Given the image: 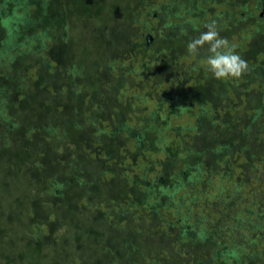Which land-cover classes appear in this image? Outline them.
I'll return each mask as SVG.
<instances>
[{
  "label": "rangeland",
  "instance_id": "1",
  "mask_svg": "<svg viewBox=\"0 0 264 264\" xmlns=\"http://www.w3.org/2000/svg\"><path fill=\"white\" fill-rule=\"evenodd\" d=\"M168 1L12 0V3H9V10H7L6 2L4 5L2 4V9L11 15L9 21L12 22L5 24V28L3 27L2 30H8L12 26L18 25L19 30L21 26L22 30L27 33L36 34L44 31V36L41 39L43 49L40 51L39 58L42 59L41 65L43 62H48V68L44 69L42 65L41 71L38 70L34 60L29 55L26 56L27 60L24 61L25 68H22V65L21 70L19 69V75L15 74L14 70L18 68V63L22 59V55L18 56L17 54L25 51L22 50V46V52H19V46L8 50L7 54L13 55V52H15L13 58L8 59V56L4 59L0 58V87H7L8 90L14 92V95L5 99L4 96L7 93L4 94L3 91H0V264H155V262L175 264L177 261L176 264H196L197 260L201 261L202 264H212L213 253L210 252L209 240L207 243L199 240L194 244L185 242L183 246L188 248L189 253H186L187 249L182 250L179 247L182 251V258L177 256V248L174 244H171L173 238L167 236L161 239V232L159 234L149 232L150 220L143 221L138 217H133L130 221H123L122 214L129 209L127 198L132 197L130 194L132 191L130 188L121 190V187L124 186L123 183L115 181L116 179L111 171L118 168V162L116 163L115 160L111 170L105 169L101 179L93 175L96 172L93 171L92 167L97 162L94 153L98 154L99 161L100 158H102V162L107 160L104 157L102 148L99 149L97 146V140L83 134L79 136L78 141L73 143L72 136H76L77 133L72 130L71 124L72 119H75V113L72 112V98L68 89L71 87L67 75L70 66L65 67L62 64L63 62L57 59L62 57L66 49L65 40L68 38L70 47L67 56L72 60V64L79 63V67L85 56L86 59L93 56L95 63H91L89 59L86 61L88 64L96 65L97 68L101 64V70L95 73V77L93 75L86 76V73H83V78L91 79L92 84H88L86 93L76 92L78 94L75 95L76 102L74 103L81 118L78 116V121H83L85 118L87 119L86 122L90 124L92 119H97L102 122L104 130L108 131L105 128H113L112 125L117 121L113 112H115L114 105L119 104V100L117 96L107 97V90L115 89V80L111 71H107L106 66L104 67L102 59L96 58L97 55L101 54L99 49L102 46L100 47V45L106 36L103 34L104 30L100 29L103 18L110 17L105 22L106 31L111 33L110 35L118 36L108 39L107 43L112 44V40L113 43H116L114 42L116 38L122 40L127 33H133L137 29V25L141 23V19L136 18L134 21L136 27L130 24L133 22H130L133 12L145 13L151 11V9L158 10L161 4L167 5ZM190 2L191 11L197 12L198 6ZM214 3L216 4L214 5ZM236 3L239 5L241 1L236 0ZM247 3L249 6L252 5L250 10H253L254 0L250 4ZM204 7V18L207 21L209 15L212 14L207 10L208 7H214V14L216 15L225 10L228 4L217 3L216 0L213 4H204ZM201 10H203V7ZM11 12L14 13L11 14ZM178 12L185 11L182 7L181 11ZM60 14L63 15L61 18L59 17ZM21 17L22 25L19 22ZM245 21L246 23L237 26L236 43H239L238 37L244 35L241 33L242 31H246V34H248L251 29H254L253 17ZM155 23L152 22L151 24L155 26ZM117 26H120V28L117 29ZM43 27L47 28L48 31H45ZM239 28L241 32H238ZM11 32L14 35L16 33L14 29H11ZM66 33L68 34L67 37L65 36ZM190 33L191 30L187 32L188 35ZM219 33L223 37L226 32L220 30ZM257 35L250 36L249 42L252 41L250 45L253 46L252 56L248 54L251 52L247 53V51L242 55V58L249 65V71L239 79L223 80L214 78L208 70L203 69L204 61L206 65L208 60L207 46H205V49H201L199 54H192L197 59L199 58L193 61L190 57H180L183 53L182 48L184 49V46L187 48L186 42H176L173 38L172 42H174L170 51L176 55L175 69L181 74L183 71L186 72L187 69L189 72L184 74L183 77L179 74L178 79L182 81L183 88L191 86L196 81L190 80L192 78L190 77L188 81L183 82L184 78L190 74L194 77L200 76L201 72L203 77L201 83L205 86L209 85L208 79L211 78L215 80L212 84L214 88L228 87L226 98L222 96L216 107L211 104V110L208 111L209 115L218 114L221 118L223 116L228 118L231 115L235 119L238 114L242 117L251 116L261 104H263L264 110V35ZM185 37L188 36L185 35ZM2 39L3 33L0 36V44ZM192 39L193 37L189 38L187 42L189 43ZM17 42L19 43V41ZM164 43V37L158 38L155 43L156 46L152 47L150 51L156 52L157 46H163ZM116 46L118 45L116 44ZM163 48L164 51H162V48L157 51L158 58L162 60L165 59L166 53L165 47ZM59 49H62L61 54ZM115 49L117 48L115 47ZM116 54L118 55V50L112 51L109 54L110 60H115L116 64H120L122 69L127 70L126 67L121 66L125 65V61L121 59L122 55L117 56ZM136 54L139 57L143 54L149 62L151 58L154 59L151 54L147 53V55L141 50H138ZM33 58L37 59L38 57ZM127 59L129 58L127 57ZM131 59L134 60L135 57L132 56ZM111 62L114 65V61ZM52 71H57L58 75L54 74L53 76ZM76 71H78L77 68ZM96 71L97 69L94 70V72ZM121 71L122 74L126 73V71ZM10 78H13V82L10 81ZM138 80L141 81L140 78ZM79 81L83 82L78 79L76 80L77 84H81ZM19 85H22L20 89L18 88ZM13 87H16V89L14 90ZM41 88H44L45 91L42 96H39L40 100H35L39 95L36 93ZM74 88L77 91L82 90L80 85ZM152 89L157 90L155 85L152 86ZM191 92L195 99L196 97L202 99L204 96L200 94H206L202 86L201 93L194 86L191 87ZM128 93L129 95L132 94L131 90H128ZM45 94H47V98H43ZM53 95L55 100L52 106L53 98L49 97ZM129 95L127 94V97L122 99L124 109H127L122 117V120L125 118L123 123L141 127L143 124L140 118L145 114L146 109L131 104L129 102L131 98L127 99ZM21 96H24V98ZM104 97L106 98L104 99ZM61 98L63 101H60ZM45 107L53 108L48 112ZM192 117L194 118V116ZM192 117L186 113L180 119H175V121H192L190 123L196 124L197 127L198 121ZM117 119L120 118L117 116ZM29 127H31L30 136L27 131H22L23 128ZM94 128L97 130L96 124ZM95 131L92 132L95 133ZM258 148H261V146ZM85 152H89V154H85ZM251 153L254 155L253 152ZM221 155L227 158L230 157L228 153H222ZM72 158L82 163L86 160L90 162L89 166L92 168L89 169L90 174L87 171L88 167L83 170L80 169V172H78L81 178L86 179L83 185L77 184V180H73L71 177L72 183H70L71 181L63 182L67 181L66 174L70 170L72 171L70 167ZM235 158L234 163L243 160L239 156ZM107 166L110 167L111 165ZM212 167L209 166V168ZM208 171L214 173L216 169L212 168ZM236 171L235 174L239 173ZM211 176L215 178H208L210 184L216 185L219 178H216L215 175ZM250 177L249 173L246 172L241 176L245 180L244 184L246 186H238L236 190L232 188L233 190H230V193L233 194L232 199L237 196L236 199H240L238 193L243 191L244 193L241 199L238 200L239 202L242 203L252 198L253 192L251 193V191H253V188L251 185L249 186V183L252 184L256 179H249ZM100 181L101 184H97ZM255 182H258V178ZM107 186H110L108 192L105 191ZM55 188H59L61 193L57 194ZM96 190H102V193L96 196ZM226 193L229 194L227 191ZM246 193L249 194L246 195ZM255 193L260 194V199L263 200L262 186ZM219 196L217 194L218 199H220ZM95 202H98L96 207ZM233 205L235 208L245 210L244 207H241V204L235 205L233 203ZM217 208L218 206L212 207L208 204L202 209V212L206 215L213 214V210H217ZM146 217L151 218L153 215L149 214ZM47 218L51 223L44 224V220ZM260 221L255 222L258 227H261V222L263 223V221ZM231 230L232 226L229 225L221 235L231 234L229 232ZM221 235L218 230L212 235L217 243L216 249L229 246L223 241ZM35 239L41 240V245H38ZM235 240L238 243L243 242V238L237 237ZM251 246L247 247V251L251 250ZM263 251L264 249L261 252ZM257 253L247 252L244 264H264V257L259 260ZM247 257L252 259L249 260Z\"/></svg>",
  "mask_w": 264,
  "mask_h": 264
},
{
  "label": "trees",
  "instance_id": "2",
  "mask_svg": "<svg viewBox=\"0 0 264 264\" xmlns=\"http://www.w3.org/2000/svg\"><path fill=\"white\" fill-rule=\"evenodd\" d=\"M169 1L167 5L163 4L161 9L159 7V11L151 9L150 13L155 11L158 14V18L164 20L163 16L175 10L172 6L177 0ZM260 1V6L262 7V4L264 5V0ZM5 2L7 3V10H9V3H12V0H0V36L3 33V39L0 44V58L4 59L6 56H8V59L13 58L15 52H13V55L7 54L8 50L19 46V52H22V46V50L25 51L17 54L18 56L22 55V59L18 63V68L14 70L15 74L17 73L19 75V69L22 65V68H25L24 61L27 60L26 56L29 55L31 56L30 58L34 60L38 70L41 71L42 65L44 69H46V67L48 68V62H43L41 65L42 59L39 58V55H41L40 51L43 49L41 39L44 36V31L37 32L36 34H32V32L27 33L22 30L21 26L19 30L18 25L15 27L12 26L11 28L16 31L15 35L11 32V29L2 30L5 24L11 22L9 21V16L11 15L2 9V4L4 5ZM254 4L253 6L255 7ZM235 9V21H232V24L230 23V27L225 33V38L230 36L232 33V26H235L237 39V26L239 24H244V22L246 23L245 20L251 17L249 15L251 10H245L242 3L239 5L236 3ZM13 13L14 12H11V14ZM138 13V11L132 13V20L130 22L134 21ZM141 14L144 16L143 18L147 25H151L150 16L142 12ZM254 15H252L254 19L253 30L251 29L250 32L246 34V31L241 32V29H238V32L244 34L238 37L239 43H236V52L238 54L241 52L242 54H239L241 57L246 51L248 53L253 50V46L250 45L252 41L249 42L250 36L253 37L257 34V36L264 35V24L260 18ZM62 16V14L59 15L60 18ZM109 18L110 17L103 18L100 27H103ZM19 22L20 25H22V17ZM57 22L59 23V20ZM160 27L159 25L158 27L153 26L152 28H154V30L151 28L153 38L158 39L165 33V30ZM44 28L45 27H43V29ZM116 28L118 29L120 26ZM223 28L224 27H222V29ZM45 31H48V29L45 28ZM103 34L106 36L100 45V47L102 46V48L99 49L101 54L97 55L96 58L102 59L104 67L106 66V69H108L107 71H111L115 80V89L107 90V97L111 98V96H117L119 100V104L114 105L115 112H113L116 116V118H114L117 121L112 125L113 128H105L108 131L104 130L102 122L97 119H92L90 124L86 122L87 119L85 118L83 121H78L77 119L78 116L80 118V115L77 113L76 104L74 103L76 102L75 95L77 96L78 94L76 92L84 94L89 86L88 84H92L91 79L83 78V73H86V76L93 75L95 77V73L101 70V64H99L98 68L96 65H91V63H95L93 61V56L87 59L85 56L84 60L80 62L81 65L79 67V63L72 64V60L67 56L70 47L68 38L65 40L66 49L62 57L57 59L62 61L65 67L68 65L70 66L67 75L71 87L68 89L72 98V112L75 113V119H72L71 124L72 130H75L77 133L76 136H72L73 143L78 141L80 139L79 136L83 134H85L86 137L88 135L97 140V146L99 149L102 148L104 157H106L105 159L107 160L102 162V158H100L99 161L98 154H96V152L94 153L97 162H95V165L93 164L92 167L93 171L96 172L93 173V175L101 179L105 169L111 170L113 163L118 162V168L111 170L116 179L115 181L123 183L124 186L121 187V190L130 188L132 191L130 193L132 197L127 198L129 209L122 214L124 217L123 221H130L133 217H138L143 221L146 219L150 220L149 232L151 234H159V232H161V239L167 236L173 238L171 244L176 246V254L182 258L183 256L180 248H182V250L187 249L186 253H189L188 248L183 246L185 242L194 244L199 240L207 243L209 240L211 245L210 252L213 253L211 259L212 264H244L246 262L244 258L247 252H258L257 258L260 260L264 257V251L261 252L264 249V197L263 200L260 199L261 195L255 192L258 191L261 186L264 192L263 104L259 105L255 112L249 117H242L238 114L234 119L231 115L229 117L227 116L228 118L225 116L221 118L218 114L209 115L208 111L211 110V104L213 107H216L222 96L226 98V94L228 93L227 86H223L222 88H214L212 85L204 86L203 89L206 94H200L204 96L202 99H199V97L195 99L191 94V89L185 91V87L183 88L182 84L178 89L179 91L168 90L166 92L165 89L168 87V82L164 80L167 79L161 82L158 80V82H156L155 79V84L154 82H150L149 79L144 76L148 70L142 62L145 60L143 54L139 57L136 53H131L132 45L127 42L129 39L133 40V38L142 40L141 33H138L137 30L133 33H127L122 40L116 38L117 40H114L116 43H113L112 40V44L109 42L107 43L108 39L118 36L110 35L111 33L105 30ZM67 35L66 33L65 36L67 37ZM32 36L34 37L32 38ZM19 38L20 40H18ZM17 41H19V43ZM116 44L118 46H116ZM115 47L117 49H115ZM114 50H118V55H122L121 59L125 61V65L121 66L126 67L127 70L122 69L120 64H116L115 60H110L109 54ZM61 51L62 49H59L60 54L62 53ZM162 51H164V48ZM127 54L128 56H126ZM248 54L252 56V52ZM132 56L136 59L132 60ZM33 57L38 58L34 59ZM127 57L129 59H127ZM77 58L79 57L77 56ZM89 59L91 60L90 64L86 62ZM111 61H114V65L111 64ZM134 61L141 63L140 69L134 66L130 68L129 65L131 63L134 64ZM163 61H165V59ZM143 67H145L144 70ZM76 68L78 71H76ZM96 69L97 71L94 72ZM121 70L124 72L126 71V73L122 74ZM140 72L143 73L142 75L140 74L141 81L138 80ZM52 73L53 76L54 74L58 75L57 71H52ZM78 79H81L83 82L79 81L81 84H77L76 80ZM11 80L13 82V78H10V81ZM77 85H80L81 91H77L74 88ZM154 85L158 91L152 89ZM21 86L22 85H19L18 88L20 89ZM59 86L61 87V85ZM163 86L165 87L163 88ZM13 89L15 90L16 87H13ZM180 89H182L184 93ZM128 90H131L132 94L129 95ZM0 91H3L4 94L7 93L4 96L5 99L14 95V92L8 90V88L4 86L0 87ZM44 91V88L39 89L36 93L39 95H35L37 96L35 100H40L39 96H42ZM127 94L129 95L127 99H132L129 100L131 104L146 109L144 112L145 114L140 118L143 124L141 127L125 125L123 123L125 118L122 120V117L127 109H124L122 99H125ZM21 97L24 98V96ZM43 98H47V94H45ZM49 98H53V106L55 100L54 95ZM105 98L106 97H104V99ZM61 100L62 98L60 101ZM107 100H109V98H107ZM52 108L53 107H45L48 112ZM155 108L158 110V113L153 112ZM186 113L191 117L194 116V118L192 117L193 119H197V127L196 124L190 123L192 121H175V119H180V117ZM120 114H122V116ZM117 116L120 119H117ZM201 118H203L202 123L200 121ZM95 124L97 130L94 128ZM22 131H27L30 136L31 127L23 128ZM92 131H95V133ZM259 146H261V148H258ZM251 152H253L254 155H252ZM222 153H228L230 157H224L221 155ZM85 154H89V152H85ZM237 156L243 158V160H241L242 162L234 163V159H236L235 157ZM89 163L90 162L87 160L82 163L72 158L70 164L72 171L69 169V173L66 174L67 181H62H71L70 183H72L71 177L73 180H77V184L83 185L86 179L81 178L78 172H80V169L83 170L88 167L87 171H89L90 174L91 171L89 169L91 166H89ZM107 165L111 166L108 167ZM209 166H213L212 168L216 169V171L214 173L211 172V174L208 170L212 168H209ZM235 171L239 173L235 174ZM245 172L249 173L251 176L249 179L255 178L257 180L258 178V182L261 184L255 182L256 180L253 181L252 184L249 183V186L251 185L253 188V191H251V193L253 192L252 198L241 203L238 200L241 199L244 191L238 193L240 199L237 200L236 198L238 196L232 199L233 194L230 193V190H233L232 188L236 190L238 186L242 187L245 185V180L241 178ZM211 175H215L216 178H219V181L216 180V185L210 184L208 178H215ZM97 184H101V181ZM109 187L110 186H107V190L105 189L106 192H108ZM54 190L57 194L61 193L59 188H55ZM226 191L229 194H227ZM99 193H102V190L95 191L96 196ZM217 194L220 195V199L217 198ZM248 194L249 193H246V195ZM232 202L235 205L241 204V207H244L245 210L235 208ZM97 204L98 202L94 203L95 207ZM208 204L212 205V207L218 206L217 210H213V214L206 215L202 212V209ZM149 214H152L153 217L147 218L146 216ZM156 216L157 218L155 219ZM257 220L263 221V223L260 221L261 227L255 224ZM61 221H63V219H61ZM49 223L51 222H49L48 218L44 220V224ZM229 225L232 226V230L229 231L231 234L225 232L227 234L221 235ZM216 230H218L223 241L230 247L225 246L224 248L220 247L216 249L217 243L212 237ZM237 237L243 238V242L238 243L235 240ZM35 241L38 245L42 243L41 240L38 241L35 239ZM248 246H251L250 251H247ZM220 249L223 250L221 251ZM247 258L249 260L252 259L251 257ZM155 264L160 263L155 262ZM196 264L202 263L197 260Z\"/></svg>",
  "mask_w": 264,
  "mask_h": 264
},
{
  "label": "flooded vegetation",
  "instance_id": "3",
  "mask_svg": "<svg viewBox=\"0 0 264 264\" xmlns=\"http://www.w3.org/2000/svg\"><path fill=\"white\" fill-rule=\"evenodd\" d=\"M173 1V0H171ZM186 1H188L187 3H185ZM189 1H191L190 3L195 4V6L197 7V12L191 11V6L189 5ZM216 0H177L175 2V4L172 6V8H175V10L177 8H179L177 11H172L170 13H167L164 17V20L159 19L158 18V14L157 12H152L151 11H146L144 14H146L147 16H150V21L152 22H156L154 25L156 27L161 26L160 28H162L163 30H165V33H163L161 36L165 38V43H164V47H165V61H163L162 59L158 58V53L157 51L160 50L161 48L163 49V47H161L160 45L157 46V51L156 52H151L150 49L155 45L157 39L152 37V31L151 28L153 27V25H147L146 21H144V16H142V14L138 13L136 15L137 19H141V23L137 25V32L141 33L142 35V40H140L139 38H133V40L129 39V41L127 43H131L132 45V50L131 53H136L138 50L141 52H145L146 54H151V56L154 57L149 60H147L145 58V60H143L142 62L145 64L148 72L144 75L145 77H147L149 79L150 82H154L155 83V79L157 82V79L159 78V82H161L164 79L165 82H168V87L167 89H165V91L167 92L168 90H174V91H178V89L180 88L182 81L178 79L179 74L183 77L184 74L189 73L188 69L186 70V72L183 71V73L181 74L180 72H177L174 66V62H175V54L174 52L170 51L171 45L173 44L174 41L176 42H180V43H185L186 45L188 44V39L193 37L195 38V36H199L200 33H202V31H206L207 29L205 28L207 24L211 23L212 21H216L217 23V27L218 30H223L224 32H227V30L230 27V23L232 24V21H235L236 18V0H217V3H224V4H228V7L225 10H222L220 13H217L216 15L214 14V7H208L207 10L210 11L211 16L209 15L207 21H205L204 18V11H205V7L204 4L210 5L213 4V2H215ZM242 5H244L245 10H250V6H252L250 4V2L252 0H240ZM170 2V1H169ZM250 4V6L248 5V3ZM260 0H255V7L253 10H251L250 12V16L252 17V15L257 16V18L261 17L259 16L261 13V10L264 9V5L262 4V7L260 6ZM216 3H214L215 5ZM163 4L160 5V9L162 8ZM213 5V6H214ZM183 7V11L185 12H178L181 11V8ZM203 7V10H201ZM260 8V10H259ZM257 9V10H255ZM159 11V10H158ZM254 11V12H253ZM173 12H177V13H173ZM253 12V13H252ZM136 18L134 19V21L136 20ZM250 18V17H249ZM247 18V19H249ZM229 20V21H228ZM262 20V19H261ZM132 22L131 25L133 24L136 27V23ZM207 22V23H206ZM150 26V28H149ZM205 26V27H204ZM222 27H224L222 29ZM102 29H104L106 31V25H103V27H101ZM155 28V27H154ZM154 28H152L154 30ZM191 30V33L188 35L187 32ZM185 35H187L188 37L186 38ZM160 37V38H162ZM174 38V41L172 42ZM223 38H225V35L223 36ZM229 38V39H228ZM226 38L228 40V42L232 45H235L237 48V44H236V33H235V26H232V33L230 34V36ZM154 39V40H153ZM107 47V46H105ZM182 54L181 56H186L190 57L193 61L198 60L197 57H194L192 54H190L187 51V48L184 46V49L182 48ZM147 54V55H148ZM209 56V54L207 55ZM136 59V58H135ZM135 64V65H134ZM134 64L131 63L129 66L130 68H132L133 66L140 69L141 67V63H139L138 61H134ZM200 67L202 68V66L200 65ZM145 69V67H143V70ZM203 69L205 71L208 70V65H205V61H204V65H203ZM142 72V70H141ZM139 73L138 78H140V76L143 73ZM192 72V71H191ZM169 73V75H168ZM141 74V75H140ZM209 75V74H208ZM211 76V75H210ZM192 77L190 80H196L195 83H192L191 86H186L184 88L185 91H188L191 89V87H196L199 89L200 93H201V86L202 89L204 88L205 84L201 83V79H203L202 77V72L200 76H191V74L183 79V82L188 81V78ZM213 77V76H212ZM197 78V79H195ZM209 82V86L212 85L215 80H212L211 78L208 79ZM207 82V83H208ZM182 91V89H180ZM204 91V89H203ZM183 92V91H182ZM184 93V92H183ZM186 109V108H185ZM153 112H157L158 110L155 108L153 110ZM122 116V114H120ZM136 120V119H135ZM201 123L203 121V118L200 119Z\"/></svg>",
  "mask_w": 264,
  "mask_h": 264
},
{
  "label": "clouds",
  "instance_id": "4",
  "mask_svg": "<svg viewBox=\"0 0 264 264\" xmlns=\"http://www.w3.org/2000/svg\"><path fill=\"white\" fill-rule=\"evenodd\" d=\"M206 29L187 44V51L190 54H199L200 50L207 46L208 71L214 78L218 80L241 78L249 71L247 61L236 52L235 45L220 36L216 21L207 24Z\"/></svg>",
  "mask_w": 264,
  "mask_h": 264
},
{
  "label": "water",
  "instance_id": "5",
  "mask_svg": "<svg viewBox=\"0 0 264 264\" xmlns=\"http://www.w3.org/2000/svg\"><path fill=\"white\" fill-rule=\"evenodd\" d=\"M260 17L263 19L264 22V10L260 13Z\"/></svg>",
  "mask_w": 264,
  "mask_h": 264
}]
</instances>
